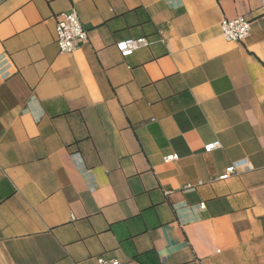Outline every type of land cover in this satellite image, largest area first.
I'll return each mask as SVG.
<instances>
[{"label":"crops","instance_id":"obj_1","mask_svg":"<svg viewBox=\"0 0 264 264\" xmlns=\"http://www.w3.org/2000/svg\"><path fill=\"white\" fill-rule=\"evenodd\" d=\"M99 257L264 264V0H0V264Z\"/></svg>","mask_w":264,"mask_h":264},{"label":"built area","instance_id":"obj_2","mask_svg":"<svg viewBox=\"0 0 264 264\" xmlns=\"http://www.w3.org/2000/svg\"><path fill=\"white\" fill-rule=\"evenodd\" d=\"M221 37L230 43H242L251 33V23L245 17H238L232 20H223L220 23ZM56 42L61 53H73L87 40L88 34L82 25L79 15L75 9L60 15L56 24ZM152 43L147 38L127 39L116 44L117 50L123 58L132 56L135 51L150 46ZM221 148L220 142H214L205 146L206 153H210ZM178 160L177 155L165 158V163ZM239 168L253 170V166L249 162H238L226 169V172L218 178L224 181L236 174ZM199 182L198 185H202ZM191 187V186H190ZM98 264H119L117 260H107L103 257L97 259Z\"/></svg>","mask_w":264,"mask_h":264}]
</instances>
